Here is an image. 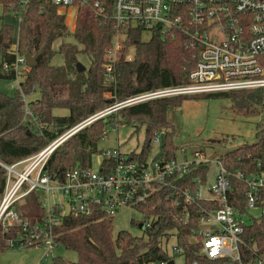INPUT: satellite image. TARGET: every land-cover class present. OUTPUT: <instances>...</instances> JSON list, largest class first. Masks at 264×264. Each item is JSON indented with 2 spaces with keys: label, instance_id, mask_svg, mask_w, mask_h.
I'll use <instances>...</instances> for the list:
<instances>
[{
  "label": "trees",
  "instance_id": "16d2710c",
  "mask_svg": "<svg viewBox=\"0 0 264 264\" xmlns=\"http://www.w3.org/2000/svg\"><path fill=\"white\" fill-rule=\"evenodd\" d=\"M0 4L4 13L19 19L18 42L14 49V26L2 23L0 27V80L18 77L14 69L5 68V64L11 66L15 62L17 55L31 51L36 56V64L21 74L13 95L0 90V160L9 164L36 153L74 125L116 101L148 90L187 83L189 72L196 66L199 46L191 37L182 32H177L174 37L171 33L163 35L159 28H130L126 51L133 47L134 57L116 62V79L109 81L104 66L113 35L112 21L108 17L96 13L89 5L80 6L72 34L75 41L67 42L63 39L69 33L68 8L52 0H28L26 4L20 0H0ZM145 34H149L148 39H144ZM60 39L61 43L54 47ZM57 52L63 54L61 65L52 63ZM80 53L90 57V65L82 71L77 68ZM22 91L26 95L39 92V96L29 103L40 119V128L24 121ZM106 91H111L114 96L106 98ZM217 97L234 99L243 105L256 104L263 113L257 124L255 142L232 146L219 157L231 186L227 193L228 203L244 212L249 187L235 174L238 171L245 175L264 172V88L177 95L123 107L65 140L51 154L46 170L61 178L66 170L77 164L91 165L92 156L100 151L99 142L106 136L108 127L122 124L135 126V132L145 126L142 148L131 153L136 158L150 156L152 137L161 129L166 130L162 144L164 157L188 156L182 153L183 147L176 141L177 130L169 117L170 112L187 99ZM57 108L68 109V113L57 115L54 112ZM234 141L235 136L223 139V142ZM208 172L209 164H205L194 167L186 175H173L166 184H154L146 201L135 206L145 217L152 219L143 229V236L128 230L115 232L113 216L98 209L90 215L55 213L52 229L55 245L75 251L78 257L76 262L55 257L53 264H159L173 257L161 242L174 230L185 264H192L196 258L205 264H235L229 259L210 260L199 254V219L204 211L217 209L219 203L194 197L186 204L183 191L188 189L195 194L198 185L206 183ZM5 180L6 170L0 165V202ZM260 192L264 195V190ZM15 208L30 224L43 223L46 217V210L35 191L22 203L16 202ZM244 227L243 237L248 244L245 256L254 262L255 255L250 247L257 243L259 250L264 251V216L252 217ZM21 231L19 225L11 226L8 231L0 226V253L11 247L7 244L8 239Z\"/></svg>",
  "mask_w": 264,
  "mask_h": 264
},
{
  "label": "built area",
  "instance_id": "2783aa9c",
  "mask_svg": "<svg viewBox=\"0 0 264 264\" xmlns=\"http://www.w3.org/2000/svg\"><path fill=\"white\" fill-rule=\"evenodd\" d=\"M26 4L28 0H20ZM64 7L77 9L89 5L112 21V46L105 54L106 78L115 81V64L119 60H130L126 51L129 29L159 28L163 35L174 37L182 32L191 37L199 46L196 66L188 74V82L156 88L116 101L74 125L45 147L14 163L0 160L6 170L3 197L0 202V226L5 230L19 225L21 232L10 237L8 246L55 247L53 225L55 213L90 215L97 209L113 216L122 206H136L146 201L154 190V184H166L173 175L183 176L194 167L209 164L210 159L202 151L194 155H181L177 159H167L162 153L150 154L145 159L127 154L119 147L102 150V161L98 170L92 165L66 170L60 178L46 170V164L54 150L70 136L90 123L117 110L153 99L177 95L218 93L232 90L264 88V0H52ZM19 20V19H18ZM130 48H132L130 46ZM129 48V49H130ZM5 68H12L19 77L30 69L25 55H17L15 62ZM17 77V78H18ZM22 91L24 121L40 128V119L31 110L30 103ZM165 129L155 132L152 144L162 146ZM185 147L182 148L184 151ZM219 172L209 191L211 197H203L201 184L192 194L184 189V202L190 203L194 197L217 201V209L206 210L199 219V254L207 259H229L235 264H264V251L254 243V262L246 258L247 242L243 237L244 224L248 217H256L252 210L259 209L264 216V172L260 175H245L238 171L235 175L249 187L247 190V210L240 212L228 203L227 193L231 186L227 172L221 161ZM200 183V181H198ZM43 190L56 200L44 206L46 217L43 223H33L23 219L15 208V203L26 198L31 192ZM261 204V205H260ZM215 223V227L201 229L200 223ZM144 228L150 225L145 222ZM143 228V229H144ZM175 253H181L178 246ZM167 259L159 264H169ZM45 264L44 258L41 263ZM176 264V263H175ZM192 264H205L196 258Z\"/></svg>",
  "mask_w": 264,
  "mask_h": 264
},
{
  "label": "rangeland",
  "instance_id": "374dc122",
  "mask_svg": "<svg viewBox=\"0 0 264 264\" xmlns=\"http://www.w3.org/2000/svg\"><path fill=\"white\" fill-rule=\"evenodd\" d=\"M69 33L63 40L74 42L73 31L75 26L76 10L69 7L66 10ZM3 16V18H2ZM2 23L12 24L14 26L13 43L17 45L19 22L11 13H4L3 6L0 4V27ZM149 34H145L144 39H148ZM62 39L58 40L54 47H58ZM13 45V46H14ZM16 48L15 46L13 49ZM134 48L129 49L128 57H134ZM79 61L85 66L90 65V57L85 53L78 55ZM2 60V51L0 50V62ZM64 62L63 54L57 52L52 63L61 65ZM18 78L9 80H0V90L7 95H13L18 87ZM106 98L113 97L111 91L104 93ZM38 93L27 95L29 102L31 99L37 98ZM55 114L65 115L68 109H55ZM262 109L256 104L243 105L237 100L217 97L206 99H187L183 104L170 112V119L177 130V143L181 148L185 147L186 154L194 155L195 151H202L208 158L209 172L207 181L200 187L203 197H211L209 189L215 182L216 175L219 172V164L213 160H218L223 151L232 147L245 143H253L256 140L257 124L262 117ZM136 127L129 124H122L107 129L106 136L99 142L100 151L92 156L91 165L93 170H98L102 161V150L107 148L119 147L124 153H132L139 151L145 140V126L135 132ZM236 137V141L223 142L224 138ZM164 143V142H163ZM162 143V144H163ZM162 153V146L152 144L151 154ZM38 198L42 207L46 204V198L49 202H53L56 198L53 195H47L43 190H37ZM25 200V199H24ZM24 200L18 202L22 203ZM254 216L260 215V210H252ZM246 221L248 217L244 218ZM135 206H122L113 215L114 231L128 230L134 235L143 236L144 230L141 224L151 221ZM202 230L215 227V223H200ZM162 246L167 253L173 256L176 264H185V258L182 253H175L174 247L176 243V231H172L170 237L162 238ZM55 257H62L71 262H76L77 253L66 249L62 245L53 247L51 250L46 246H16L10 247L0 253V264H39L44 258L45 264H53Z\"/></svg>",
  "mask_w": 264,
  "mask_h": 264
},
{
  "label": "water",
  "instance_id": "95a60500",
  "mask_svg": "<svg viewBox=\"0 0 264 264\" xmlns=\"http://www.w3.org/2000/svg\"><path fill=\"white\" fill-rule=\"evenodd\" d=\"M25 62L28 66H34L36 64V56L32 54L31 51H27L25 54ZM77 68L79 71L85 70L86 67L79 61L77 63ZM142 228H144V224H141ZM77 264V263H74ZM169 264H175L174 259L169 260Z\"/></svg>",
  "mask_w": 264,
  "mask_h": 264
},
{
  "label": "crops",
  "instance_id": "0c3cea01",
  "mask_svg": "<svg viewBox=\"0 0 264 264\" xmlns=\"http://www.w3.org/2000/svg\"><path fill=\"white\" fill-rule=\"evenodd\" d=\"M2 18H3V16H2ZM18 22H19V20H18ZM13 45H14V44H13ZM14 46L16 47L17 45H14ZM14 46H13V47H14Z\"/></svg>",
  "mask_w": 264,
  "mask_h": 264
}]
</instances>
